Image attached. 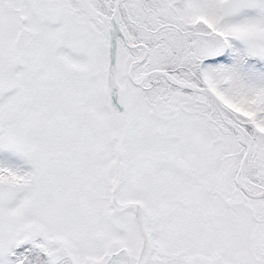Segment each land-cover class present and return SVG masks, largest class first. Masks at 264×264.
<instances>
[{
	"label": "snow or ice",
	"instance_id": "1",
	"mask_svg": "<svg viewBox=\"0 0 264 264\" xmlns=\"http://www.w3.org/2000/svg\"><path fill=\"white\" fill-rule=\"evenodd\" d=\"M0 264H264V0H0Z\"/></svg>",
	"mask_w": 264,
	"mask_h": 264
}]
</instances>
